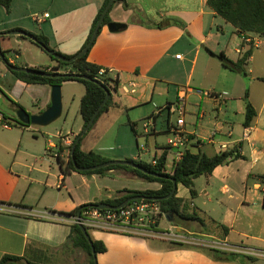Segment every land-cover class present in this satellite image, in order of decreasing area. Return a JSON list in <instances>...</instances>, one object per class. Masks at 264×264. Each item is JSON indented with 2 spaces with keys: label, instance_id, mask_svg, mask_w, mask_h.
<instances>
[{
  "label": "crops",
  "instance_id": "crops-1",
  "mask_svg": "<svg viewBox=\"0 0 264 264\" xmlns=\"http://www.w3.org/2000/svg\"><path fill=\"white\" fill-rule=\"evenodd\" d=\"M22 1L13 0L9 10L0 5L8 15V23L25 21V16L18 14L19 8L23 6ZM32 2L34 6L28 18L38 24L41 34L29 31L27 27L10 30L44 35L49 39L52 50L75 56L83 49L93 21L105 0ZM126 2L129 8L117 3L110 12L111 22L125 24L126 29L112 33L107 25L104 26L89 51L88 61L111 70L108 77L116 80L119 86L135 82L137 93L124 95L120 91L112 92L116 106L104 113L84 136L81 149L105 157L98 146L107 134L117 126H123L124 115L128 118L127 125L136 123L135 128H138V122L133 121L128 114L133 109H139L145 114L142 124H152L150 130L144 127L145 136L157 138L161 133L168 134L175 114L161 108L147 116L143 109L146 104L154 101L157 90L160 99L167 98L166 107L177 106L180 90L188 87L222 94L224 99L219 100L189 95L186 115H195L197 118L194 122L186 119V128L191 134L189 149L213 157L237 147L244 159L218 167L210 178L202 176L208 187L212 186L216 177L224 182L222 188L229 195L220 201L223 205L220 219L215 217L217 207L207 209L214 201L209 193H206L207 200L203 202V206H206L204 209L198 207L195 199L191 208L199 211L203 218L209 217L228 226L231 230L225 237L226 242L264 249V201L248 195L252 183L255 190H262L258 181L264 182V179L257 180L258 174H264L258 169L259 163L264 160V120L260 122L264 117V82L259 79L264 78V52H260L264 38L250 35L257 37L261 45L254 49L247 65L249 76L244 77L226 69L216 55L224 52L230 60L237 62L250 44L231 24L209 8L208 0ZM45 14H49V17L45 18ZM10 16L13 17L11 21ZM35 16L41 22H36ZM78 25H81L80 31L74 33L72 28ZM47 26L49 30L45 29ZM0 34L6 36V33ZM18 37L19 45H26L29 41L22 36ZM22 55L16 52V60H21ZM45 55L47 58L42 61L33 57L24 58L20 65L14 59L6 60L21 68L44 70L55 67L56 62L47 53ZM0 82L11 97V101L5 103L9 113L0 110V261L5 256L43 258V249L48 251L50 248H58L67 241L71 231L70 223L39 218V214H70L83 205L101 204L121 197L124 195L120 193L122 191L161 188L160 183L146 181L125 170H112L104 175L73 172L64 177L57 162V149L59 143L70 146L73 138L84 129L83 120L81 118L79 123V117L85 86L79 82H66L84 86V92L78 98H69L63 103L61 117L65 115L64 124H68L69 128L56 135L48 130H39L37 133L42 134L41 138L31 129L32 125L24 127L18 123L17 112L19 106L30 115L46 111L52 104V87L27 84L17 79L1 59ZM247 91L248 100L257 115L252 126L245 128V109L242 112V130L237 131L234 117L240 113L234 107H237L239 100L246 98ZM173 93H176L175 102L169 101ZM74 105L76 115L70 125ZM165 110L168 113L167 127L158 131L157 117ZM51 138H57L58 141L53 142ZM164 147H155L152 162L162 155ZM66 154L67 151L63 154L64 158ZM132 156L131 153L121 151L113 157L105 158L143 161L141 155ZM198 196L197 191L196 198ZM179 197L191 200V196ZM180 226L179 229L190 230L204 237L201 239L204 241L221 239L220 230H204L193 221H183ZM90 234L107 247L105 253L97 255L98 264H264V259L250 260L244 256H233L231 260L218 259L205 252L203 246L177 247L168 240L158 238L148 239L106 231H90ZM232 237L235 240L232 241Z\"/></svg>",
  "mask_w": 264,
  "mask_h": 264
},
{
  "label": "trees",
  "instance_id": "trees-1",
  "mask_svg": "<svg viewBox=\"0 0 264 264\" xmlns=\"http://www.w3.org/2000/svg\"><path fill=\"white\" fill-rule=\"evenodd\" d=\"M12 1L13 0H0V5L4 6L7 10H9ZM109 1L110 0H105L104 5L102 6L97 16L95 17L83 49L87 46V44L91 40L93 32ZM117 3H122L126 9L129 8V5L126 2V0H116L114 5ZM208 6L219 17L224 19L225 22L231 24L242 37L248 38V36L250 35L251 36L256 35L261 38H264V0H208ZM110 12L105 18L104 24L100 29L99 35L103 27L111 23ZM0 35L2 36L4 34H0ZM33 35L36 37V41H32L26 37H21V38L29 40L30 42L38 46L42 51L47 53L54 62H56L55 67L45 68L42 71L49 74H51V72L59 73V71H61L62 73L60 74L65 75V77L48 78V77L35 76L23 72H15L10 70L11 73L17 79L27 84L48 85L50 87L63 86V84L66 82H79L83 84L86 88V92L81 99L80 115L83 120L84 127L87 126V124L90 122L96 110L99 108V106L106 98V92L104 88L111 90V92H114L117 91L119 83L116 80H113L109 77L100 78L99 71L102 69V67L88 61L89 52L84 57L76 60L73 63L59 61L53 58L48 52L49 50H52L49 44V39L44 35H36V34ZM254 49L255 48L253 47V45L250 44L247 50L242 55V57L237 62H233L232 60H230L224 52L220 53L219 55H216V57L221 61L222 65L226 69L238 73L244 77H248L249 73L247 70V65L250 58L252 57ZM1 53L5 57V52L2 51ZM58 54L66 59H70L73 57V56L63 55L61 53ZM49 69H52L53 71L50 72ZM70 75H85L90 77L92 81L73 78L70 77ZM259 79L260 81L264 82V78H259ZM246 98L248 99V91L246 93ZM115 106L116 105L113 101V95H112L107 105L104 107V109L101 111L100 115L96 119L90 131L93 129L99 118L104 113H107L111 108ZM19 109L21 110L23 108L19 106ZM256 115L257 112L252 106V104L250 102H247L245 121L243 124L245 128H250L252 126V123ZM18 123L24 127L30 126V125L22 124L20 122ZM136 125H137L136 123L132 124V129L134 131ZM77 137L78 135L74 137L72 144L70 146H63L61 143H59L58 145L56 158L61 168V173L62 175H64V177L73 172L82 173V174L104 175L112 170H125L146 181L156 182L161 184V188L159 190L122 191L120 193H124L123 196L117 197L113 200H107L106 202L103 203H108L113 206H118L124 203L127 199L134 196H142L147 198H165L169 194H171L174 188V183L172 180L156 178L154 176L147 175L142 171L130 166L113 165L95 171L79 172L76 169L75 164L71 157V150L76 142ZM83 139L84 137L82 138L81 142L77 145L76 150L74 152L75 163L77 164L78 167H82V168L93 167L109 161L107 158L93 151L84 152L81 149V144ZM65 151H69V155L67 159L63 157ZM238 159H244V156L241 155V152L237 147L234 150L224 151L213 157H210L202 152L195 153L189 149L186 152L185 158L177 165V167L174 169L172 174L168 172L166 153H164L159 158L157 165H153L152 163H147L141 160L130 159L129 161L134 162L153 173L173 178L177 181L178 185L181 184L189 190L191 200H186L179 197L177 190L176 194L173 197L169 199H161L158 201L163 213H165L166 215H168L169 213L172 214L173 222L171 224L173 226L181 227L180 224L183 221H193L198 223L200 227L204 230L209 228L215 231L220 230L222 232L221 239H225V237L229 235L231 229L224 224L216 222L212 218L201 217L199 211L191 208V204L193 202V199H195L197 196V191L195 189L196 179L202 176L206 178H210L211 176H213L215 170L218 167L224 166L228 164L230 161H234ZM251 177L252 176H250V179ZM257 179L258 180L264 179V176H257ZM97 205L98 204H86L81 206L80 208H82V210H86V209L96 208ZM79 209L76 210L75 212L65 215L76 216L78 214ZM92 240L97 255L101 253H105L107 251V247L103 242L97 241L93 238ZM177 247H184V246L177 245ZM69 248L84 250L90 256L89 264H95L94 257L92 255L91 245L88 239L85 237L84 233L82 232L80 225L78 224L71 225V231L67 241L62 246L53 249L57 250V249H69ZM50 250L52 249L50 248L48 251ZM203 250L208 254L214 256L215 258L224 259V260H231L233 256H242L233 253L221 252L215 249L203 248ZM244 257L250 260H254L253 258L247 256ZM0 264H47V263L44 262L42 258L28 259L26 257L5 256L0 261Z\"/></svg>",
  "mask_w": 264,
  "mask_h": 264
},
{
  "label": "rangeland",
  "instance_id": "rangeland-1",
  "mask_svg": "<svg viewBox=\"0 0 264 264\" xmlns=\"http://www.w3.org/2000/svg\"><path fill=\"white\" fill-rule=\"evenodd\" d=\"M23 6L19 8L18 14H23L25 16V21L24 22H17V23H8V15L4 13L5 11L2 6H0V33H7L10 31H16V30H10V29H16L18 27H27L29 31H33L34 33L41 34V31L38 29V24L33 22L31 18H28L30 13L32 12V7L33 2L32 0H23ZM44 4V2H42ZM7 19V20H6ZM13 20V17H9V21ZM78 27V28H76ZM81 25L75 26L72 28L74 33L77 31H80ZM45 29L49 30V26L45 27ZM77 29V30H76ZM80 33V32H79ZM1 36V35H0ZM20 39L18 36H1L0 38V47L2 51L5 52V57L8 59V61L14 59L17 61V63L20 65L23 63L24 58H34L38 59L40 61L43 60V58H47L45 55L46 53H42V50L36 46V45H31L32 43L30 41H27L26 45H19ZM261 51L264 52V44L261 46ZM16 52H21L22 59L21 60H16ZM260 54V53H257ZM259 84V83H256ZM5 86L3 85L2 82H0V110L3 111L4 113H9L8 109L6 108V102L11 101V97L4 91ZM111 91V90H110ZM84 92V86L80 85L78 83H66L65 85L62 86V96H63V103L67 102L69 98H74V97H79ZM159 90L156 91L155 94V99L154 101L149 104H146L143 109L146 112V115H152L153 112H156L160 110L161 108H166L167 105V98L163 97L160 99L158 97ZM205 99H209L204 97ZM172 102L176 101V93H173L170 100ZM247 102H250L247 98L239 100L236 104L237 107L235 106L234 109L235 111L239 112L240 114L236 117H234L235 123L238 125L237 131H241V124L243 123V114L242 112L245 111ZM76 106L74 105L72 107V113H71V119H70V125H72L74 116L76 115ZM150 111V112H149ZM148 113V114H147ZM129 117L133 119V121L138 122V128H135V131L132 129V125H127L126 121H128V118L125 117L123 118V126H117L112 132L106 135L104 140L99 144V149L103 150L101 152L105 157H113L114 155L118 154L119 152L123 151L126 154L131 153L133 156L132 157H137L141 155V158L143 161L147 163H151L154 157V150L155 147H160L163 145H166L167 143V138L168 134L166 133H161L157 138L153 137H147L145 136V129H144V124H142V120L145 114L142 113L139 109H133L128 111ZM167 111L163 112V114L159 117H157V130L158 131H163L167 127V121H168V115ZM151 117V116H150ZM64 118L60 117L57 121L54 123L40 127V126H31V129L35 131L38 135V137L42 138V134L37 133L39 130H48L54 135L57 134V132L60 131H66L68 130V124H64ZM127 118V119H126ZM178 118V113L173 116V121L176 122ZM264 118V117H263ZM261 119L260 122H262ZM187 121L194 122L197 120L195 115H186ZM81 122V117H79V123ZM259 126L261 127L260 123ZM48 128V129H45ZM152 127H149V130ZM74 139V138H73ZM53 142H57V138H51ZM73 141V140H72ZM69 151H67V154L65 155L66 159L68 158ZM258 169L264 172V160L261 161L258 165ZM264 174H258L257 176H263ZM258 180V179H257ZM262 185V190H255L253 187V183L250 186V190L248 192V195L251 197L255 198H260L264 201V182L258 181ZM224 185V182H222L218 177H216L213 180L212 186L208 187L206 184V179L205 178H200L196 180L195 186L197 191L199 192V196L195 198V201L198 205L199 208H203L206 206H203V202L207 200V195L206 193H209L213 198V204H211L207 209H212L214 207H217V210L215 212V217L217 219L221 218V214L223 211V208H221L223 205H221V202L223 199L228 197V193H225L224 189L222 188ZM178 194L179 196L183 197H190L189 190L185 188L183 185L178 186ZM57 194V191H55V196ZM164 226H169L166 222L164 223ZM190 231V230H189ZM235 240V237H232V241ZM42 255H43V261L46 262L47 264H89L90 263V256L88 255L87 252H85L82 249H74V248H69V249H57V250H42Z\"/></svg>",
  "mask_w": 264,
  "mask_h": 264
},
{
  "label": "built area",
  "instance_id": "built-area-1",
  "mask_svg": "<svg viewBox=\"0 0 264 264\" xmlns=\"http://www.w3.org/2000/svg\"><path fill=\"white\" fill-rule=\"evenodd\" d=\"M48 17L49 14H45V18ZM35 21L41 22L38 16H35ZM244 40L253 45L254 48H259L261 45L257 37L250 36L244 38ZM49 71L51 72L53 70L49 69ZM110 71L111 70L102 68L99 71L100 78H107ZM59 73L62 72L59 71ZM137 88V84L131 81L118 86L117 91L122 92L124 95H135L137 93ZM191 94L197 95L200 98L206 97L213 100L224 99L222 94L188 87L180 90L177 106L168 105L166 107L172 114L176 115V113H178L176 122L172 123L168 129L167 143L162 153V155L164 153L167 154L168 172L171 174L177 165L185 158L186 152L189 150L191 134L186 128V107L188 104V97ZM0 120H2L1 113ZM151 125L150 122H146L144 127L148 129ZM245 136L247 137L248 135ZM225 147L226 146H223V148ZM161 156L156 158L152 164L157 165ZM29 214H31V212H29ZM166 216L158 201L136 200L118 210H101L98 208L82 210L80 217H78V214L76 216H68L51 214L50 212H44L37 217L68 222L71 225H82L89 232L106 231L148 239L158 238L168 240L175 245L203 246L206 249H215L221 252L238 254L253 259H264V249L232 245L226 242L225 239L217 238L211 241L201 240L205 238L173 226L167 220ZM164 222H167L169 226L165 227Z\"/></svg>",
  "mask_w": 264,
  "mask_h": 264
},
{
  "label": "water",
  "instance_id": "water-1",
  "mask_svg": "<svg viewBox=\"0 0 264 264\" xmlns=\"http://www.w3.org/2000/svg\"><path fill=\"white\" fill-rule=\"evenodd\" d=\"M115 1L116 0H110L109 1V3L107 4L98 24H97V26L93 32L91 40L89 41L87 46L84 49H82L78 54H76L75 56H73L70 59L64 58L63 56L59 55L54 50H49L48 51L49 54L53 58H55L59 61L67 62V63H73L76 60L84 57L90 51L92 46L94 45V43H95V41L99 35L100 29L102 28V26L104 24L105 18L109 14V12L111 11ZM107 26H108V29L110 30V32H112V33H117L121 30L126 29V27H127L125 24L114 23V22L109 23ZM6 35H8V36H22V37H26L32 41H36V37L33 34H29L23 30L10 31V32H7ZM1 50L2 49L0 47V59L3 60L4 62H6L8 68H10L11 71L23 72V73H27V74H31V75H35V76L48 77V78L65 77V75L60 74V73L49 74V73H46L42 70L31 69V68H21V67H17L14 65H10L7 62V60L5 59L4 55H2ZM70 77L92 81V79L90 77L85 76V75H70ZM104 90L106 92L105 100L102 102V104L96 110V112L94 113L93 117L91 118V120L87 124V126H85L84 129L82 130V132L78 135L76 142L72 147L71 157H72V160L75 164L76 169L79 172H88V171H95V170L107 168V167H110L113 165L130 166V167H133V168H136V169L142 171L143 173H145L147 175L154 176L156 178L170 179L174 183V188H173L171 194H169L165 198H147V197H142V196H134V197L127 199L124 203H122L121 205H118V206H113V205L108 204V203H101V204H98L96 206V208L101 209V210H105V209L118 210V209L126 207L129 203L136 201V200L159 201L161 199H169V198L173 197L178 190V183L175 179L170 178V177H166L164 175L153 173V172L143 168L142 166H140L134 162H131L129 160H109L103 164L93 166V167H87V168L78 167L77 164L75 163L74 152L76 150L77 145L81 142L82 138L90 131V129L94 125L96 119L100 115L101 111L107 105L108 101L110 100V98L112 96V92L109 89L104 88ZM62 113H63L62 86H54V87H52V104H51L50 108H48L46 111H44L43 113L38 114V115H30L26 110L21 109L17 112V116H18L19 122L22 124L44 127V126H48V125L54 123L55 121H57L62 116ZM81 213H82V208H80L78 211V217L81 216ZM166 218L169 222H173V217H172L171 213H169L166 216ZM80 228H81L82 232L84 233L85 237L88 239V241L91 245L92 255L94 257V262H95V264H98L97 263V253H96L95 248H94V244H93L91 234L84 226L80 225Z\"/></svg>",
  "mask_w": 264,
  "mask_h": 264
}]
</instances>
